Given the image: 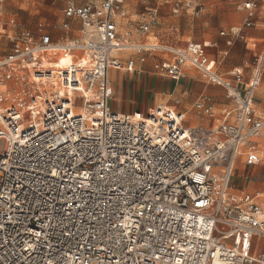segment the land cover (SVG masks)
<instances>
[{
	"label": "built area",
	"instance_id": "1",
	"mask_svg": "<svg viewBox=\"0 0 264 264\" xmlns=\"http://www.w3.org/2000/svg\"><path fill=\"white\" fill-rule=\"evenodd\" d=\"M10 1L0 0L12 42L0 56V264H264V252L256 253L264 191L230 193L236 159L259 162L264 117L253 104L264 47L241 92L213 69L206 45L145 43L160 25L158 8L122 32L116 19L126 0H67L64 15L81 21L83 39L55 43L43 24L37 36L14 30V18L3 21ZM158 1L174 14L201 7V0ZM259 8V0L243 1L244 27L255 26ZM158 52L172 56L160 76L179 81L191 68L226 90L230 105L217 128L187 126L186 114L168 106L111 110L110 71L136 64L120 55L144 63ZM17 89L27 98L21 107ZM194 108L214 114L203 102Z\"/></svg>",
	"mask_w": 264,
	"mask_h": 264
},
{
	"label": "crops",
	"instance_id": "2",
	"mask_svg": "<svg viewBox=\"0 0 264 264\" xmlns=\"http://www.w3.org/2000/svg\"><path fill=\"white\" fill-rule=\"evenodd\" d=\"M73 1L80 6L90 0ZM243 1L237 6L234 0H201L199 12L188 11L181 14H174L170 5L161 4L158 0H144L143 3L147 4V6L143 11H141L142 6L140 3L134 2L133 0H126L124 4L125 16H118L116 21L120 30L122 27H126L127 31H132L133 28L145 22V14L148 9L158 8L160 25L161 20L166 21L172 19L173 16L183 15V18L175 20L176 26L178 25L181 28V26L193 20L190 14L199 18L202 14V23L206 25L208 30V36L206 37L208 41H190L185 46H182L184 45L183 41L181 42L182 45L178 44L172 37L173 33L178 32V26L176 29L169 28L166 32L168 37L164 38L159 37V33L156 31L160 25L153 27L152 32L144 41L149 44H169L179 49L186 48L192 42L206 45V54L213 69L226 80L230 81L236 89L244 92L252 76L255 56L264 47V0H259L260 8L255 20L256 23L255 26L250 28L244 27L246 13L242 9ZM13 2L14 0L6 5L3 21L14 18L16 21L14 30H27L39 36V25L43 24L44 33L49 35L55 43L80 41L83 39L81 21L78 19H69L64 15L67 0H36L39 5L50 2L56 4L59 2V5L63 7L61 9L63 15H58V21L56 23L40 21L35 28L31 29L18 23L15 16L7 14L8 5ZM34 3L30 15L26 16L27 23L29 24H32L41 14L46 15L40 9H37ZM122 23L124 25H121ZM11 28L8 27V30ZM4 34L3 27L0 24V35ZM186 35H188L187 31L183 30L182 37ZM252 44H254V48L251 47ZM125 54L133 53L120 55L123 64H127L129 59H135L136 64L132 71L126 69L110 71L111 87L113 90L110 106L111 103H116L119 106L117 109L112 108V111L130 114L135 112L146 113L158 106H168L186 114L187 126H203L209 129L217 128L221 122L222 109L230 105V102L226 98V90L223 87L208 83L207 81L203 83L193 78L192 73L194 71L191 68L187 69L186 76L182 78H187L188 80L181 85L178 83L182 79L174 81L171 78L160 76L158 74V67L164 60L172 58L169 54L160 52L147 54V60L144 63L135 54H133L136 56L135 58L129 57L126 60ZM45 62L48 63L46 60ZM238 73L243 75V82L241 83L235 79V75ZM158 76L162 77V79ZM115 80H117V84ZM151 94H155V96L151 97ZM158 94L167 96L181 94V98L176 100L175 105L168 102L167 104H162L158 102ZM182 100L191 101L190 108H178ZM197 102H203L206 106H211L214 111L213 116L208 117L200 114L194 108ZM152 103H154L153 107L151 106ZM253 106L256 116L264 117V76L260 88L256 91ZM256 144L257 157L259 158L257 164L248 165L247 158L244 155L236 159L230 193L237 199L254 198L257 193L264 191V134L256 140ZM262 243L264 246V241Z\"/></svg>",
	"mask_w": 264,
	"mask_h": 264
},
{
	"label": "rangeland",
	"instance_id": "3",
	"mask_svg": "<svg viewBox=\"0 0 264 264\" xmlns=\"http://www.w3.org/2000/svg\"><path fill=\"white\" fill-rule=\"evenodd\" d=\"M134 2H138L140 3L141 7V11L144 10V8L147 6V4H144L143 1L144 0H133ZM242 0H234V2H236L237 6L241 3ZM35 2V3H34ZM33 3L35 4V7L37 9H40V11L46 15L41 14L40 16H38V18H36L34 20V22L32 24L27 23L26 20V16L30 15V11L33 7ZM63 7H61L59 5V2L56 4H52V2L46 4V3H42L41 5L37 4L36 0H14L13 3H10L8 5V11L7 14L8 15H13L16 17L17 22L20 23L21 25L25 26L26 28H35L38 24V22L42 21H49V22H53L56 23L58 21V15H63V12L61 11ZM190 16L193 17V20L188 23L185 24L183 26H178L179 30L178 32L173 33V38L174 40L178 43L182 45V41L184 42L182 46H185L187 42L190 41H208V39H206V37L208 36V30L206 28V25H204L202 23V14L200 15V18L197 16H194L192 14H190ZM45 17H49V18H45ZM184 16H173L172 19L169 20H161V25L159 28H157V33H159V37H164L167 38L168 35L166 34V32L169 30V28H177L176 26V21L178 19L183 18ZM136 18V17H134ZM121 25H124V23H122ZM183 28V29H182ZM187 31L186 36L182 37V31ZM122 32H127L126 27H122L121 28ZM153 40V39H152ZM12 45L11 39L8 37L7 34L4 35H0V56L4 55L5 53H7L10 49ZM252 48H254V44H252L251 46ZM125 59L127 60L129 57H136L133 54H125ZM155 56V55H152ZM193 78L198 79L199 81L203 82L205 80H203L201 74L199 72H197L196 70L193 69ZM143 74V73H142ZM159 77V76H158ZM162 79V77H159ZM186 80H188L187 78L182 79L178 84L181 85L183 84ZM116 84H117V80ZM175 83V82H173ZM176 84V83H175ZM185 91V90H183ZM155 94H151V97H154ZM158 97V102L162 103V104H167L170 103L172 105L176 104V100L181 98V94H173L172 96H167V95H157ZM161 98H163L162 100H160ZM163 101V102H161ZM14 102H18L17 105L18 106H24L27 103V98L22 96V93L18 91V89L16 90V93L14 92ZM190 104L191 101H186V100H182L181 104L178 105V108L180 109H184V108H190ZM77 105H80V101L77 102ZM151 106H154V103L151 104ZM110 108L112 109H117L119 108L118 104L116 103H111ZM81 109V108H80ZM77 111H79V108H77ZM263 240H260L258 242V246L256 248V253L258 252H262V250H264V246H263ZM228 243H233L232 241L228 242Z\"/></svg>",
	"mask_w": 264,
	"mask_h": 264
},
{
	"label": "bare ground",
	"instance_id": "4",
	"mask_svg": "<svg viewBox=\"0 0 264 264\" xmlns=\"http://www.w3.org/2000/svg\"><path fill=\"white\" fill-rule=\"evenodd\" d=\"M68 61H69V60L66 59V60H64V61L62 62V64H59V65H60V66H63V64H66ZM44 64L47 65V63H46L45 61H44Z\"/></svg>",
	"mask_w": 264,
	"mask_h": 264
}]
</instances>
